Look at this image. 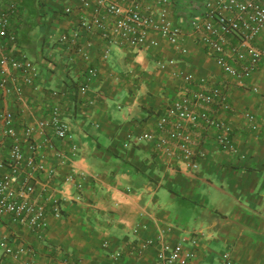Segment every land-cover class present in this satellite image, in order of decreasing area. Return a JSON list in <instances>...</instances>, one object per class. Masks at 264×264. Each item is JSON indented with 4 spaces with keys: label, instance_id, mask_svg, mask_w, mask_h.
Masks as SVG:
<instances>
[{
    "label": "crops",
    "instance_id": "1",
    "mask_svg": "<svg viewBox=\"0 0 264 264\" xmlns=\"http://www.w3.org/2000/svg\"><path fill=\"white\" fill-rule=\"evenodd\" d=\"M205 1L170 0L167 7L183 30L185 54L159 35L153 36L158 46L142 49L109 47L100 40L89 47L84 38L79 45L90 52L86 60L73 53L71 44L60 42L90 15L82 9L84 0H0V5L17 4L20 50L40 69L38 90L24 87L22 101L0 92V112L14 115L16 134L4 141L0 125V178L12 143L18 141L27 154L30 141L41 145L39 155L57 172L53 188L64 212L61 219L48 216L43 240L11 216L0 218V243L8 239L33 248L34 264H264V130L252 131L242 116L251 111L264 124V69L248 82L259 88L254 93L207 55L192 30ZM142 4L163 9L160 0ZM255 45L264 47V34ZM93 69L97 75L81 97L79 83ZM188 76L195 84L186 82ZM219 83L227 85L230 109L212 106L208 112L230 128L236 153L220 148L221 131L198 127L193 139L205 158L195 171L191 162L157 153L153 142L138 141L145 134L157 136L166 107L186 89L208 90ZM55 104L62 106V120L77 149L64 165L57 153L68 154L70 144L57 139L51 127L35 131L31 140L26 136L27 128L46 119ZM71 172L75 183L66 181ZM78 183L83 184L80 191ZM133 245L138 248L134 254ZM116 251L122 257L114 261ZM2 258L0 247V264Z\"/></svg>",
    "mask_w": 264,
    "mask_h": 264
},
{
    "label": "built area",
    "instance_id": "2",
    "mask_svg": "<svg viewBox=\"0 0 264 264\" xmlns=\"http://www.w3.org/2000/svg\"><path fill=\"white\" fill-rule=\"evenodd\" d=\"M143 0H84L82 9L90 15L83 16L72 34L63 35L61 44H71L73 53L89 60L90 52L82 48L79 42L84 38L90 47L92 40L105 42L109 47L117 45L133 49H142L147 44L158 46L153 37L159 35L170 44L178 47L183 54L187 51L181 45L183 30L169 17L167 9L170 0H160L161 10L144 8ZM70 11V10H69ZM68 11V12H69ZM19 9L15 3L0 5V92L10 94L18 101L24 98V87L38 90L36 81L40 75L37 63L28 59L19 46ZM192 30L197 41L204 46L207 55L233 81L247 89L248 82L260 68L264 69V47L256 42L264 34V0H206L201 18L192 22ZM108 50L103 59L107 60ZM165 64H160L164 69ZM96 70H89L84 81L79 83L78 93L85 96ZM188 84H195L192 76L186 77ZM201 85H203L201 83ZM12 87V89H9ZM227 85L219 83L208 90L191 91L186 89L179 99L166 107L158 124L156 135L145 134L138 141L154 143L157 153L176 160L189 161L193 169H199V161L205 158L199 144L193 139L194 129L198 127L214 128L221 131L218 144L221 149L236 153L229 140L230 128L211 117L208 109L220 106L230 109L226 103ZM259 93L256 86L248 88ZM53 92L52 96H58ZM201 110V111H199ZM64 111L55 104L48 117L38 122L36 127H28L26 136L31 140L35 131H44L51 127L55 137L68 141L70 152L57 153L60 164H66L69 157L76 155L73 136L68 125L62 120ZM254 132L264 130V124L257 121L251 111L242 113ZM14 115L8 110L0 112V125L4 141L16 136L13 130ZM41 145L30 141L27 154L18 141L9 147V158L2 164L0 178V218L11 216L20 226L43 240L47 231V218H63L62 199L54 192L57 172L46 159L39 155ZM76 174L71 172L66 181L76 182ZM80 191L82 183L76 184ZM3 252L2 264H34L36 252L23 245H12L10 241L0 243ZM109 247L104 242L103 248ZM147 245L141 246L144 250ZM138 251L136 246L130 252ZM179 251L174 250L176 255ZM122 257L121 251L112 254L114 261ZM227 259V257H225Z\"/></svg>",
    "mask_w": 264,
    "mask_h": 264
},
{
    "label": "rangeland",
    "instance_id": "3",
    "mask_svg": "<svg viewBox=\"0 0 264 264\" xmlns=\"http://www.w3.org/2000/svg\"><path fill=\"white\" fill-rule=\"evenodd\" d=\"M47 54H48V52H47Z\"/></svg>",
    "mask_w": 264,
    "mask_h": 264
}]
</instances>
